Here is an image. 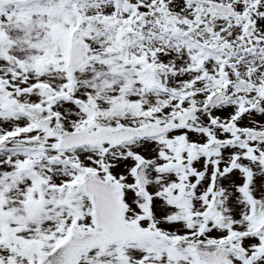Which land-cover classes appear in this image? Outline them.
Wrapping results in <instances>:
<instances>
[{"label":"snow or ice","instance_id":"obj_1","mask_svg":"<svg viewBox=\"0 0 264 264\" xmlns=\"http://www.w3.org/2000/svg\"><path fill=\"white\" fill-rule=\"evenodd\" d=\"M0 264H264V0H0Z\"/></svg>","mask_w":264,"mask_h":264}]
</instances>
